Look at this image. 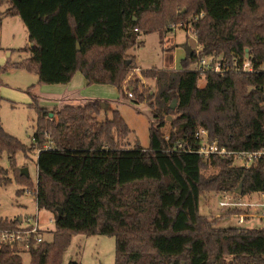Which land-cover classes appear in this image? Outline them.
<instances>
[{
    "label": "trees",
    "instance_id": "trees-1",
    "mask_svg": "<svg viewBox=\"0 0 264 264\" xmlns=\"http://www.w3.org/2000/svg\"><path fill=\"white\" fill-rule=\"evenodd\" d=\"M8 3L5 16H18L26 26L31 46L20 50L30 56L23 63L7 62L0 76L26 69L38 75L40 85H55L68 84L79 71L89 85L115 86L123 97L131 68L126 52L139 44V36L183 24L191 15L187 22L196 32L200 55L230 56L249 48L254 65H264V0ZM196 59L194 52L179 70L144 73L155 79L157 92L139 94L132 102L140 105L146 100L151 110L148 147L136 141L131 149L120 148L119 141L131 131L118 110L98 119L102 99L48 111L32 94L30 106L37 117L29 147L0 122V158L6 153L15 181L31 186L30 176L16 166V155L39 152L35 202L55 215L52 240L31 249L30 264H62L72 236L79 233L115 237V264H264V231L216 227L199 212L205 191L264 192V160L251 168L234 166L228 158H213L207 164L188 149H195L194 133L201 126L211 140L229 149L264 148V71L207 73L200 87L202 76L190 68ZM171 114L176 117L167 145L160 129ZM164 132L169 136V125ZM46 142L51 144L48 149ZM209 165L217 171L212 179L203 175ZM4 178L10 182L0 170V184ZM18 224L14 219L0 227ZM0 264L23 262L4 246Z\"/></svg>",
    "mask_w": 264,
    "mask_h": 264
},
{
    "label": "rangeland",
    "instance_id": "rangeland-1",
    "mask_svg": "<svg viewBox=\"0 0 264 264\" xmlns=\"http://www.w3.org/2000/svg\"><path fill=\"white\" fill-rule=\"evenodd\" d=\"M8 7V0H0V67H4L7 62L23 63L30 56L28 51L20 50L30 45L26 26L18 16H5ZM191 18H193L192 15L188 19ZM187 21L184 20L183 24L173 28L139 36V44L126 52L127 65L131 67L123 82L126 95L122 97V93L112 85L101 84L86 86L85 91L81 92V95L92 99L111 100L110 105L106 106L108 102L102 103L105 104V107L103 108L101 105L102 112L98 116L99 120H104L106 117L110 118L114 110L120 112L131 131L129 135L119 141L120 148L131 149L136 141L142 147L150 145L149 128L150 122L153 121L151 110L146 100L141 102L140 105H134L132 102V100L138 99L137 95L139 94H145L146 97L147 91L151 94L157 92L155 79L146 76L144 73L151 69L168 71L181 69L182 61L187 57L186 51L181 45L186 44L196 54L201 50L196 35L193 37L194 30ZM11 51L15 54L11 55ZM196 64L195 61L190 68L195 69ZM0 78L2 81L0 87L2 98L0 102V122L8 134L16 137L29 147L33 142L37 117L35 110L30 106L33 99L29 95V91L31 95H37L39 102L41 101L40 105L43 104L44 106L48 103V100H46L47 95L43 93L45 90L43 88L49 87V85H40L38 75L26 69L8 70ZM198 85L200 87L205 85V76H202ZM130 88H132V92L134 89L137 90L136 93L133 92L132 98L128 97L127 94ZM84 102L77 105H82ZM48 111H52V109ZM175 117V114H171L163 119L164 125L160 129V134L165 141L168 136L165 134L164 128L169 125L171 136V122ZM169 141H166L167 145ZM48 145L51 144L46 142L44 148ZM38 154V151H32L27 152L26 155L23 152H18L16 155V166L20 170L25 167L29 170L30 180L33 184L31 186L17 183L8 155L4 153L1 156L0 170H2L4 177H9L10 182L6 180L7 178H4L5 180L0 184V217L12 221L38 214L40 225L45 230L44 240L50 242L56 227L54 213L39 209L34 195L24 192L25 188L36 187ZM216 174L217 171L211 165L203 170L206 179H212ZM224 194L232 196L231 202L234 205L239 204L238 207L234 205L231 208L230 206L220 207L219 203L224 200ZM258 198L255 193L205 191L200 199L199 212L209 221L214 222L216 227L243 226L248 229H261L264 223L257 218H247L243 225H238V219L233 216L236 213H252ZM20 256L23 264H30L31 254L29 252H23ZM70 261H76L79 264H115V237L74 234L63 255L62 264H68Z\"/></svg>",
    "mask_w": 264,
    "mask_h": 264
},
{
    "label": "built area",
    "instance_id": "built-area-1",
    "mask_svg": "<svg viewBox=\"0 0 264 264\" xmlns=\"http://www.w3.org/2000/svg\"><path fill=\"white\" fill-rule=\"evenodd\" d=\"M195 35L196 32L194 31L193 37ZM200 51L196 54L197 64L196 68L193 70L199 72L201 76H206L207 73L225 76L228 73L254 74L264 71V65H260L259 67L254 65V54L249 48H246L242 54H232L230 56L216 53L200 55ZM133 92L132 88H130L127 93L128 97L132 98ZM169 140L170 134L166 138V141ZM194 140L195 149L188 147L189 151L196 152L206 163H210L213 158H228L232 159L234 166L251 168L261 160H264V148L255 151L229 149L224 145H220L217 140H211L209 132L205 127H199L195 131ZM50 147L51 145H48L45 149ZM24 192L33 194L34 198H36L37 183L36 187L25 188ZM226 194L223 195L224 200H222L219 205L220 207L230 206L231 208L234 205V203L231 202L232 196H226ZM255 194L258 195L259 198L256 199L257 203L254 205L252 213H236L233 215L238 219V225H243L247 218L251 217L257 218L264 223V192H255ZM238 205L239 204H236L234 206L238 207ZM5 221L8 222L9 220L0 217V224ZM258 230L264 231V226ZM44 232L45 230L40 225L38 214L21 218L19 224L15 228L0 227V249L6 246L17 255L23 252L30 253L32 248H35L38 244L45 241L43 236Z\"/></svg>",
    "mask_w": 264,
    "mask_h": 264
},
{
    "label": "crops",
    "instance_id": "crops-1",
    "mask_svg": "<svg viewBox=\"0 0 264 264\" xmlns=\"http://www.w3.org/2000/svg\"><path fill=\"white\" fill-rule=\"evenodd\" d=\"M29 46H31V44ZM10 54L14 55L15 53H12L11 51ZM86 86H89L87 80L85 79L84 75L78 71L74 74L72 80L68 84H55V85H49V87H44L43 89L45 90L43 93L47 95L46 100H48V103L43 106V104L40 105L41 103L40 101L39 106L42 108H46L47 110H51V109L53 110L60 105H75V104L77 105V104H81L84 101L86 102L92 99L87 96L81 95V92L85 91L84 89ZM112 87H114L119 91L117 87L115 86ZM104 101L109 103V104L107 103L106 106L110 105L111 100H104ZM17 219L20 220L21 218H17Z\"/></svg>",
    "mask_w": 264,
    "mask_h": 264
},
{
    "label": "water",
    "instance_id": "water-1",
    "mask_svg": "<svg viewBox=\"0 0 264 264\" xmlns=\"http://www.w3.org/2000/svg\"><path fill=\"white\" fill-rule=\"evenodd\" d=\"M181 47H183V48L185 49L186 54H187L188 56H192V55H193V51H192V49H191L190 47H188L186 44L181 45ZM102 106H103V108H104V107H105V104H102ZM175 106H176V101L174 100V101L172 102V104L170 105V108H171V109H174ZM50 117H53V114H52V113L50 114ZM20 172H21L22 175L29 176L28 169H26V168L21 169ZM236 192H237V193H241V189H239V190L236 191ZM59 214H61V209H59Z\"/></svg>",
    "mask_w": 264,
    "mask_h": 264
}]
</instances>
